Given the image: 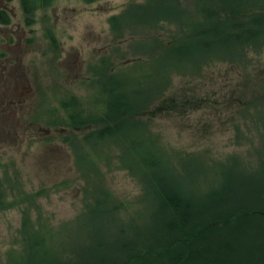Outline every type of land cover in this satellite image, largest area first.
Here are the masks:
<instances>
[{"label": "rangeland", "instance_id": "374dc122", "mask_svg": "<svg viewBox=\"0 0 264 264\" xmlns=\"http://www.w3.org/2000/svg\"><path fill=\"white\" fill-rule=\"evenodd\" d=\"M31 4L28 23L21 0H0L8 16L0 21V191L10 204L0 207V264L22 258L26 234L40 226L56 228V246H36L39 253L64 264H101L102 257L105 264H163L243 226L223 261L264 264V26L248 42H231L229 27L263 19L264 0ZM211 9L225 42L191 38L192 24L205 28L202 10ZM198 40L173 58L170 48ZM102 74L129 77L127 91L139 89L140 102L124 118L138 129L133 136L156 154L174 187L205 207L185 229L166 231L157 183L128 166L125 141L99 134ZM72 97L89 116L79 125L62 105ZM89 214L113 247H84L88 259L75 261L74 246L95 234ZM65 225L71 243L59 247Z\"/></svg>", "mask_w": 264, "mask_h": 264}, {"label": "trees", "instance_id": "16d2710c", "mask_svg": "<svg viewBox=\"0 0 264 264\" xmlns=\"http://www.w3.org/2000/svg\"><path fill=\"white\" fill-rule=\"evenodd\" d=\"M31 2L32 0H21L24 14L26 16V21L28 23H30L29 15L31 14V11L33 9V4H31ZM201 9L202 6L200 7V10ZM239 10L240 8H237L233 11V14L231 13L230 16L232 17L230 18L232 20H234V16H237L236 12H238ZM202 11H204L207 17L206 26L204 28L203 26H201L202 24L198 26L197 23L192 24L195 33L191 38H194L196 35H198L199 38L203 35L206 37L221 36V41L225 42L227 38L226 36H224V30L222 28L224 23L218 21L214 12L215 10L211 9ZM163 14L165 16L168 15L166 13ZM0 21L2 23H8V16L3 11H0ZM221 23L222 25H220ZM219 26L221 27L219 28ZM262 26H264V18H259V15L253 16V22L250 26L245 22L238 24V22H236L235 20L232 21L229 25V27L233 29V34L230 36L232 38H230L231 42L239 40L248 42V40H251L254 34L257 33L258 28ZM184 38L186 39V41H188V38ZM199 41L200 40L192 43L186 42L184 44H178L175 47L170 48V50H173V58L176 56L178 50L187 51L189 50L190 44L192 46L193 43ZM207 44L208 46L210 45V43ZM147 48L148 47L145 46V49ZM178 57L179 56H177L175 59H177ZM147 71L151 72V68ZM103 78L104 80H101L99 84L100 90L103 91L104 95L106 93V98H104V101L102 102L105 107L101 111L100 116L94 115L95 118H98L97 120L99 122H105L104 127L102 129H99V134L102 135V137H115L117 135L118 138L125 141L129 148L126 153V163H128V166L131 169L138 171L140 175H143L146 178H149L151 175V178L157 183V197L159 199L160 208V215H158L157 218L158 221L160 220V223L163 225L166 231L169 233H174L178 230L185 229L200 215L203 214L205 207L203 205L194 203V201L191 199L189 200L176 187H174L170 179H168V177H166L164 173L159 172V158L156 156V154L150 148H148L145 142L141 141L138 136H133V134H137L138 129L136 131L132 129L133 125H131V122L124 118L130 117V114L134 113V111H132V108L136 105V103H138V101L140 102L139 89L135 88L132 91H127L129 87L126 86V83L128 82L129 77H127L125 81L114 75H110L106 79L103 75ZM119 87H121V89ZM80 102H82L80 99L74 97L62 102L64 108H69V116L72 118V120L74 119L75 124L77 125L89 118L88 115L87 117H85V114L81 113V110H78L79 108H81L79 107ZM79 165H81V163ZM6 192V189L0 191L1 208H7L10 205L6 203ZM83 218L84 216L81 219ZM85 219L87 220L88 224H93V221H95V219L90 214L88 218ZM93 225L95 234L89 235L91 241L89 243L80 242L79 248H77V246L75 245L72 249L75 251V257L72 258L73 260L81 261L88 259L90 253H85V251L83 250L84 247H89V252L94 246H96L95 249H102L101 251H103V248L112 249V242H110L105 237L103 238L102 236L103 228L105 227V225L99 223H95ZM42 230L43 229L40 226L38 230H34L33 232L26 234L24 247L28 246L29 250H27L25 254L22 255V258L19 257V255L12 256L11 260H9L5 264H64L65 262L61 261L59 256H57L56 259L52 257V253H49L51 250H54V247L56 246L55 239L53 238V235H55L56 233V228L54 229L55 233H52L53 235ZM244 230L245 228L243 226H240L238 234ZM62 231H64V233L61 234L63 238L60 239L59 247H65L66 244L71 243L69 241L70 227L65 225L62 227ZM65 232L68 233L66 234ZM238 234H233V236L228 235L229 237L220 236L217 238H211L210 240H205L207 242H203L201 245H199V247L195 249L191 248L187 252L178 253L170 257L168 261L163 264H192L200 260H203L204 264H234L235 262L223 261L222 256L234 252L235 249L233 248L231 240H234L235 238L233 239L232 237ZM48 242L53 244L49 246L48 254L44 255L43 253H39V248H36V246H41L43 244L44 246H46V243ZM97 246L100 247L98 248ZM114 246L118 245L114 243ZM260 250L261 249H259L257 252H259ZM105 258L106 257L99 258L101 264H105ZM255 262L256 261H254L252 264H255ZM67 263L71 262L68 260Z\"/></svg>", "mask_w": 264, "mask_h": 264}]
</instances>
